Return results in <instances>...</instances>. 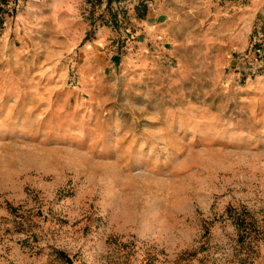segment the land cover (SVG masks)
I'll return each mask as SVG.
<instances>
[{
  "label": "rangeland",
  "instance_id": "obj_1",
  "mask_svg": "<svg viewBox=\"0 0 264 264\" xmlns=\"http://www.w3.org/2000/svg\"><path fill=\"white\" fill-rule=\"evenodd\" d=\"M249 3L0 0V264H264Z\"/></svg>",
  "mask_w": 264,
  "mask_h": 264
},
{
  "label": "crops",
  "instance_id": "obj_2",
  "mask_svg": "<svg viewBox=\"0 0 264 264\" xmlns=\"http://www.w3.org/2000/svg\"><path fill=\"white\" fill-rule=\"evenodd\" d=\"M242 12V14H248L251 17V24L248 26L247 29V36H244V32H241V36L237 35V36H233L234 40L232 41V43H234L235 41H237L235 44L237 47L243 46L244 44H246V39L249 38L250 33L252 32V28H253V21L255 20L257 17H264V0H250V3L248 6H243L241 8H239ZM236 39V40H235ZM230 44V42H229ZM228 48H231V45H228ZM259 51V47L257 49Z\"/></svg>",
  "mask_w": 264,
  "mask_h": 264
},
{
  "label": "trees",
  "instance_id": "obj_3",
  "mask_svg": "<svg viewBox=\"0 0 264 264\" xmlns=\"http://www.w3.org/2000/svg\"><path fill=\"white\" fill-rule=\"evenodd\" d=\"M109 1H111V0H109ZM88 35H89V32H87V34L84 36L83 39H84V40L87 39V38H88Z\"/></svg>",
  "mask_w": 264,
  "mask_h": 264
}]
</instances>
